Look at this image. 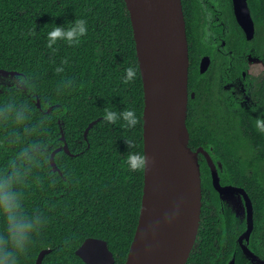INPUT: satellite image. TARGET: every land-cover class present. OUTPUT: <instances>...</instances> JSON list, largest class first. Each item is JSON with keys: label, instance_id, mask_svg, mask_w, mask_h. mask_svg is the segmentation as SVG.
Here are the masks:
<instances>
[{"label": "trees", "instance_id": "obj_1", "mask_svg": "<svg viewBox=\"0 0 264 264\" xmlns=\"http://www.w3.org/2000/svg\"><path fill=\"white\" fill-rule=\"evenodd\" d=\"M210 2L182 0L189 94L196 95L188 104L189 146L204 148L221 163L222 184H238L249 193L254 205L249 247L264 260V132L254 119L264 113V81L256 84L250 104L233 103V97L218 94L215 85L201 84L204 76L195 59L204 44L198 30ZM228 3L232 10L231 0ZM248 5L256 33L249 41L239 26L241 78L245 56L264 58V0H248ZM80 18L88 23L87 36L76 46L60 41L58 51L51 53L47 32L55 24ZM63 59L68 60L65 71L57 74L55 66ZM129 68L134 70L130 79ZM0 70L17 72L12 83H0V172H7L12 159L26 152L17 161L24 170L20 190L27 210L47 217V224L19 254V264H37L44 250L50 253L42 264H86L76 251L88 238L106 241L115 264H125L144 189V167L133 170L127 164L129 152L144 156V89L125 1L0 0ZM17 78L26 86H19ZM68 79L73 86L61 89V82ZM17 107L24 109L21 122L9 115ZM106 108L133 111L136 124L129 127L123 120L109 124L103 119ZM93 122L97 123L86 139L85 131ZM65 143L70 154L64 149L56 154L55 171L51 154ZM200 167L201 222L186 264H229L234 257L235 264H253L237 243L245 224L220 203L202 155Z\"/></svg>", "mask_w": 264, "mask_h": 264}, {"label": "water", "instance_id": "obj_2", "mask_svg": "<svg viewBox=\"0 0 264 264\" xmlns=\"http://www.w3.org/2000/svg\"><path fill=\"white\" fill-rule=\"evenodd\" d=\"M130 15L143 81L144 189L139 221L125 264H186L195 247L202 213L200 154L212 171L215 189L222 195L240 192L248 208L249 239L254 228L253 205L242 189L223 187L218 169L203 148L192 150L187 128L189 98V42L182 0H124ZM233 10L247 40L255 36L248 0H232ZM206 59L201 72L207 71ZM0 75L17 72L0 70ZM38 106L39 102H38ZM93 122L85 131L87 139ZM62 140H65L64 134ZM51 154V165L58 167ZM64 150L70 154L67 144ZM178 212V214H177ZM244 253L264 264L242 244ZM50 250L42 251V264ZM86 264H115L106 241L88 238L76 251ZM229 264H235L233 259Z\"/></svg>", "mask_w": 264, "mask_h": 264}, {"label": "clouds", "instance_id": "obj_3", "mask_svg": "<svg viewBox=\"0 0 264 264\" xmlns=\"http://www.w3.org/2000/svg\"><path fill=\"white\" fill-rule=\"evenodd\" d=\"M88 34V23L85 19H75L62 24H55L47 32V48L55 54L58 49L56 45L63 41L69 46L79 45L81 40ZM67 59H63L55 66L57 74L65 71ZM127 77L130 79L134 70L129 68ZM7 83V81H3ZM16 83L23 87L24 81L19 78ZM73 86L71 79L64 80L60 84L61 89H70ZM2 111V109H0ZM254 111H256L254 109ZM11 119L21 122L25 119L22 107L14 108L9 113ZM103 119L109 124H115L119 120L126 122L132 127L136 124V117L133 111H116L111 108L104 110ZM255 126L260 132H264V113L255 116ZM28 154L22 152L13 158L7 165V172H0V216H2L3 227L0 230V264H19V254L23 253L31 245L34 235L37 234L46 224L47 217L37 210L29 211L26 208L24 194L20 190L24 182V170L17 166V161ZM146 159L143 155L129 152L127 164L130 169H139L145 166ZM178 214V212H177Z\"/></svg>", "mask_w": 264, "mask_h": 264}, {"label": "flooded vegetation", "instance_id": "obj_4", "mask_svg": "<svg viewBox=\"0 0 264 264\" xmlns=\"http://www.w3.org/2000/svg\"><path fill=\"white\" fill-rule=\"evenodd\" d=\"M231 5H232V10L230 8L228 0H211L209 6L206 7L204 16L201 21V27L198 30L199 37L204 44V48L200 54H197L195 63L197 64V68L200 74L204 76L202 79H200V82L202 85H205V86L215 85V88L218 91V94L220 95L226 94L229 98L232 96L233 103L237 101L239 103L245 102V103L250 104L253 102L252 94L254 90L256 89V84L264 81V77L256 81L255 78H253L248 73V70H249L248 59L250 57H254V55L252 54L245 56L246 70L242 72L243 78L240 77V60H241L240 58V32H239L240 25L238 24V21L236 19V16L233 10L232 0H231ZM204 59H206V64L208 63L209 67L207 71L202 73L201 65ZM258 59L264 60V58H258ZM240 79L243 80L246 85V88L250 94L249 99H245L239 96L238 84H239ZM192 93L195 94V92H192ZM60 148L64 149V146ZM201 155L202 154H200V156ZM214 163L217 166L218 174H219V169L222 167L221 163L217 164L215 161ZM210 171H211V168H210ZM211 177H212V171H211ZM219 178H220V175H219ZM212 184H213V177H212ZM220 184L223 187H234L236 189L244 190L253 205V201L249 193L246 191L244 187L238 184H234V183L222 184L221 178H220ZM213 187H214V184H213ZM217 193L219 195L220 203L223 206L228 207L234 214V217L240 223L245 224V230L237 238V243L243 255L247 258V260H249L253 264H263L259 261H253L252 259H250L244 253L243 248H242V244H243L251 252H253L249 247V243H250V239L253 234V231L251 232L248 240L244 238L242 244L240 243V237L243 236L245 232H247L248 230V208H247L246 198L240 192H236L234 194H227L224 196H222L218 191ZM253 209H254V205H253ZM212 211L216 213L217 209L213 208ZM255 255L261 261L264 262V260L261 259L257 254ZM233 259H235V257Z\"/></svg>", "mask_w": 264, "mask_h": 264}, {"label": "rangeland", "instance_id": "obj_5", "mask_svg": "<svg viewBox=\"0 0 264 264\" xmlns=\"http://www.w3.org/2000/svg\"><path fill=\"white\" fill-rule=\"evenodd\" d=\"M248 63H249L248 73L253 78H255L256 81L264 77V60L258 59L254 56L248 59ZM12 78H13L12 76L8 77V76L0 75V83L7 84L8 81L12 83L13 81ZM3 81H7V83H4ZM238 92H239L240 97L245 98V99L250 98V94L246 88V85L244 81L241 79L239 80V84H238Z\"/></svg>", "mask_w": 264, "mask_h": 264}]
</instances>
